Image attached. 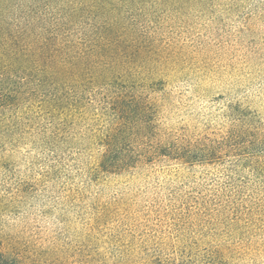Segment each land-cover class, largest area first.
<instances>
[{
  "label": "rangeland",
  "instance_id": "obj_1",
  "mask_svg": "<svg viewBox=\"0 0 264 264\" xmlns=\"http://www.w3.org/2000/svg\"><path fill=\"white\" fill-rule=\"evenodd\" d=\"M10 2L21 25L60 5ZM112 5L136 43L108 78L0 96V264H264V0ZM108 141L139 162L103 171Z\"/></svg>",
  "mask_w": 264,
  "mask_h": 264
},
{
  "label": "trees",
  "instance_id": "obj_2",
  "mask_svg": "<svg viewBox=\"0 0 264 264\" xmlns=\"http://www.w3.org/2000/svg\"><path fill=\"white\" fill-rule=\"evenodd\" d=\"M10 1L13 0H0V96L9 97L11 91L18 90L20 80L28 82L35 75L39 77L40 82L54 86L100 83L109 77L116 66L114 65L116 61L131 56L129 49L135 45L136 39L132 32L127 31V27L122 26L117 17L115 6L112 5L115 0H44L46 6H51L50 3L53 2L60 5L52 7L54 13L50 11V14L42 15L39 19L35 17L30 21V18H26L23 25L19 23L20 17L8 22L11 19H8L5 13ZM92 10L95 13L94 25H90L92 31L90 34L82 31L74 38L70 30L78 23L80 17L87 18L86 14ZM84 12L87 13L82 15ZM104 13L106 14L103 15ZM23 14L25 17L32 15L30 10H25ZM122 100L123 97H119L115 102L121 103ZM4 103L0 101L2 108H5ZM134 104L140 106L139 101ZM142 110L145 114L143 107ZM126 126L115 127L108 140L117 135H123L126 140L128 130ZM137 128L141 131L139 125ZM232 140L236 141L237 137L229 132L225 143ZM108 142L99 165L103 171L112 173L139 162L133 155L125 153H122L120 158H112L117 155L115 149L118 146ZM234 145L236 148L238 143ZM201 146L191 147L196 149L194 151L197 152L196 155L192 150L185 152L183 148L181 155L179 149H172L168 155H164L190 165L213 162L215 148L209 144L204 145V148ZM143 156L146 157L147 154Z\"/></svg>",
  "mask_w": 264,
  "mask_h": 264
}]
</instances>
